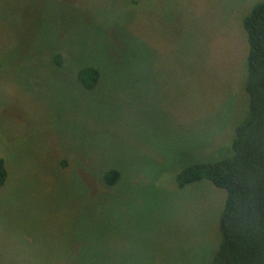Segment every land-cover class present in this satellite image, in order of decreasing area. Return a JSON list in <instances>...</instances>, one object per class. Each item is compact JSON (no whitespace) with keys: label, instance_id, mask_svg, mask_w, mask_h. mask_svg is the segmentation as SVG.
Returning a JSON list of instances; mask_svg holds the SVG:
<instances>
[{"label":"rangeland","instance_id":"1","mask_svg":"<svg viewBox=\"0 0 264 264\" xmlns=\"http://www.w3.org/2000/svg\"><path fill=\"white\" fill-rule=\"evenodd\" d=\"M258 1L0 0V264H210Z\"/></svg>","mask_w":264,"mask_h":264},{"label":"trees","instance_id":"2","mask_svg":"<svg viewBox=\"0 0 264 264\" xmlns=\"http://www.w3.org/2000/svg\"><path fill=\"white\" fill-rule=\"evenodd\" d=\"M241 21L248 42L246 114L236 121L232 150L229 146L226 151L231 154L220 160L189 164L176 176L180 190L207 180L226 192L210 264H264V0L258 1ZM57 59L60 65V54ZM100 76V70L92 66L78 73L87 89H94ZM103 178L113 187L121 173L110 169ZM7 179V165L0 156V187Z\"/></svg>","mask_w":264,"mask_h":264}]
</instances>
